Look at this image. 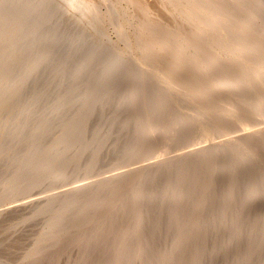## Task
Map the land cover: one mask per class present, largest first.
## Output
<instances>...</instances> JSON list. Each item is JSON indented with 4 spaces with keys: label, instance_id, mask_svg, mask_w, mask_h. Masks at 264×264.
Returning a JSON list of instances; mask_svg holds the SVG:
<instances>
[{
    "label": "rangeland",
    "instance_id": "1",
    "mask_svg": "<svg viewBox=\"0 0 264 264\" xmlns=\"http://www.w3.org/2000/svg\"><path fill=\"white\" fill-rule=\"evenodd\" d=\"M79 1L0 0V264H264V0Z\"/></svg>",
    "mask_w": 264,
    "mask_h": 264
},
{
    "label": "bare ground",
    "instance_id": "2",
    "mask_svg": "<svg viewBox=\"0 0 264 264\" xmlns=\"http://www.w3.org/2000/svg\"><path fill=\"white\" fill-rule=\"evenodd\" d=\"M74 1H75V0H74ZM78 1H79V0H78ZM80 1H81V0H80ZM80 1H79V2H80ZM85 1H87V0H85ZM85 1H84L83 3H85ZM91 1H94V0H91ZM91 1H90V2H91ZM183 1H184V0H183ZM185 1H186V0H185ZM190 1H191L190 4H192V1H194V0H190ZM190 1H186V2H190ZM196 1H197V0H196ZM239 1H240V0H239ZM72 2H73V1H72ZM87 2H88V1H87ZM94 2H95V1H94ZM131 2H132V1H131ZM131 2H130V3H131ZM136 2H137V1H136ZM198 2H199V1H197V3H198ZM203 2H205V1H204V0L201 1V3H203ZM212 2H215L216 4H218L219 7H221L222 5H225V3H226L227 5H232V4H234V0H233V1H232V0H212ZM232 2H233V3H232ZM237 2H238V1L236 0L235 3H237ZM240 2H241V1H240ZM52 3H54V2H52ZM76 3H77V2H76ZM133 3H134V0H133V2H132L131 4H133ZM139 3H140V1H139ZM167 3H168V2H167ZM180 3H182V2H180ZM201 3H200V4H201ZM209 3H210V2H209ZM215 3L213 4L214 6H216ZM57 4H59V3H57ZM64 4H65V3H64ZM77 4H78V3H77ZM81 4H82V3H81ZM91 4H92V3H91ZM93 4H94V3H93ZM96 4H97V3H96ZM96 4H95V5H96ZM135 4H136V3H135ZM183 4H184V3H183ZM183 4H182V5H183ZM186 4H187V3H186ZM190 4H188V5H190ZM194 4H195V3H194ZM206 4H207V3H206ZM237 4H238V3H237ZM237 4H236V5H237ZM242 4H243V3H242ZM242 4H241V5H242ZM72 5H74V4H72ZM75 5H76V4H75ZM75 5H74V6H75ZM79 5H80V4H79ZM198 5H199V3H198ZM213 5H212V7H213ZM236 5L232 6V7L235 8L233 12L231 11V12L233 13V17H235L234 14H236V15L238 14L237 12H235L236 9L239 8V7H241L240 5H238V7H237ZM55 6H56V5H55ZM58 6H59V5H58ZM65 6H66V5H65ZM68 6H69V5H68ZM74 6H73V7H74ZM203 6H204V8H202L203 11H204V9L208 8V7H206L207 5H203ZM208 6L210 7V4H209ZM56 7H57V6H56ZM84 7H85V5H84ZM92 7H93V6H92ZM140 7H141V6H140ZM188 7H189V6H188ZM223 7H224V6H223ZM236 7H237V8H236ZM64 8H65V7H64ZM80 8H81V7H80ZM86 8L88 9V7H86ZM94 8H95V7H94ZM94 8H93L91 11H93ZM143 8H144V7H143ZM189 8H190V7H189ZM199 8H201V7H199ZM229 8H231V7L229 6ZM89 9H90V8H89ZM89 9H88V10H89ZM95 9H97V7H96ZM134 9H135V8H134ZM138 9H139V8H138ZM202 9H201L200 11H202ZM208 9H209V8H208ZM211 9H213V8H211ZM211 9H210V10H211ZM227 9H228V8H227ZM75 10H76V8H75ZM77 10H78V9H77ZM79 10H80V9H79ZM135 10H136V9H135ZM140 10H141V9H140ZM147 10H148V9H147ZM186 10H187V9H186ZM213 10H214V9H213ZM213 10H212V11H213ZM215 10H216V9H215ZM219 10H220V9H219ZM219 10H218V12H219ZM222 10H223V9H222ZM229 10H231V9H229ZM81 11H82V10H81ZM95 11H96V10H95ZM161 11H162V10H161ZM198 11H199V10H198ZM206 11H207V10H206ZM224 11H225V10H224ZM227 11H228V10H227ZM78 12H80V11H78ZM84 12H85V11H84ZM93 12H94V11H93ZM93 12H92V13H93ZM213 12L215 13V11H213ZM213 12H212V13H213ZM216 12H217V11H216ZM218 12H217V13H218ZM231 12H229V13H231ZM82 13H83V11H82ZM87 13H88V12H87ZM87 13H86V14H87ZM97 13H98V12H97ZM181 13H182V12H181ZM187 13H188V12H187ZM203 13H204V12H203ZM221 13H224V12H221ZM221 13H219V14L221 15ZM227 13H228V12H227ZM227 13H225V14H227ZM201 14H202V13H201ZM201 14H200V15H201ZM204 14H205V13H204ZM204 14H202V15L204 16ZM75 15H76V14H75ZM90 15H91V14H90ZM92 15H93V14H92ZM176 15H177V14H176ZM202 15H201V18H202ZM222 15H223V14H222ZM231 15H232V14H231ZM231 15H230V16H231ZM88 16H89V15H88ZM185 16H186V15H185ZM189 16H190V15H189ZM189 16H188V17H189ZM197 16H198V15H197ZM223 16H225V15H223ZM230 16H229V17H230ZM75 17H76V16H75ZM77 17L79 18L80 16H77ZM77 17H76V18H77ZM166 17H167V16H166ZM192 17H194V16H192ZM214 17H215V20H214V18H212V19H213V22L211 21V23H209V25H212V26H209V29H210V28H213V27L215 28V27L218 25L217 23H218V21H219V17H220V16H218V14H217V15H215ZM80 18H81V17H80ZM195 18H196V17H195ZM199 18H200V17H199ZM199 18H198L197 20H201V19H199ZM221 18H222V17H221ZM245 18H246V19H245V21L243 20L244 22H243V25H242V27H243L242 30H243V31H246V30L250 27V24H251V21H252V20H251V19H252L251 17H249L248 19H247V17H245ZM176 19H177V18H176ZM178 19H180V18L178 17ZM212 19H211V20H212ZM193 20H194V18H193ZM193 20H192V21H193ZM209 20H210V19H209ZM223 20H225V19H223ZM122 21H123V20H122ZM122 21H121V23H122ZM174 21H175V20H174ZM123 22H124V21H123ZM139 22H140V21L137 22V23H138L137 26L139 25ZM142 22H144V21H142ZM208 22H209V21H207V22H205V23H208ZM124 23H125V22H124ZM145 23H147V22H145ZM148 23H149V25H151V24H150V21H149ZM198 23L200 24V22H198ZM212 23H214V26H213ZM228 23H229V22H228ZM119 24H120V23H119ZM122 24H123V23H122ZM141 24H143V23H141ZM185 24H186V23H185ZM202 24H204V23H202ZM202 24L200 25L201 27H202V26H203V27L206 26V25H202ZM237 24H238V23H237ZM144 25H145V24H144ZM144 25H143V26H144ZM167 25H168V24H167ZM175 25H176V24H175ZM177 25H178V24H177ZM215 25H216V26H215ZM221 25H222V23H221ZM257 25H258V24H257ZM207 26H208V25H207ZM218 26H220V25H218ZM223 26H224V25H223ZM223 26H222V27H223ZM138 27H139V29L142 31V34H143L144 40H145V39H148V40L151 41L153 38H155V39L157 38V37H156V33H154V31L152 30L153 28L151 29V28H148V27H147L146 30H145V28H144L145 26L142 27L141 25H139ZM150 27H151V26H150ZM167 27H168V26H167ZM176 27H178V26H176ZM188 27H189V26H188ZM222 27H216V29L218 28V30H219V28H222ZM236 27H238V26H236ZM253 27H254V26H253ZM136 28H137V27H136ZM171 28H172V27H171ZM214 28H213V29H214ZM223 28H224V27H223ZM250 28H251V27H250ZM181 29H182V27H181ZM202 29H203V28H201V30H202ZM213 29H212V30H213ZM216 29H215V30H216ZM239 29H240V28H239ZM255 29H256V28H255ZM182 30H183V29H182ZM212 30H210V31H212ZM215 30H214V31H215ZM223 30H224V29H223ZM234 30H236V29H234ZM257 30H258V29H257ZM177 31H178V30H177ZM196 31H197V30H196ZM214 31H213V32H214ZM251 31H252V30H251ZM184 32H185V31H184ZM200 32H201V31H200ZM216 32H217V30H216ZM221 32H223V31L221 30ZM221 32H217V33H218V34H219V33H220V34H223V33H221ZM227 32H229V31H227ZM261 32H263V31H261ZM140 33H141V32H140ZM179 33H180V32H179ZM204 33H205V32H204ZM211 33H212V32H211ZM211 33H210V34H211ZM229 33H230V32H229ZM232 33H233V32H232ZM235 33H236V32H235ZM258 33H260V32H258ZM172 34H173V32H172ZM212 34H213V33H212ZM220 34H219V35H220ZM250 34H251V33H249V36H250ZM180 35H181V34H179V36H180ZM183 35H184V34H183ZM234 35H237V33L234 34ZM247 35H248V33H247ZM252 35H253V34H252ZM254 35H255V34H254ZM257 35H258V34H257ZM205 36H206V35H205ZM208 36H210V35H208ZM216 36H217V35H216ZM216 36H215V37H216ZM232 36H233V35H232ZM260 36H261V35H260ZM196 37H197L196 39H198V37H199V34H198V33H197ZM211 37H213V35H212ZM217 37H218V36H217ZM256 37H257V36H256ZM183 38H184V37H182V39H183ZM194 38H195V37H194ZM206 38H207V37H206ZM206 38H205V39H206ZM223 38H224V37H223ZM223 38H222V39H223ZM225 38H226V36H225ZM248 38H249V37H248ZM262 38H263V39H262ZM262 38H261V39H262V41H263V40H264V32L262 33ZM157 39H158V38H157ZM212 39H213V38H212ZM217 39H218V38H217ZM236 39H237V38H236ZM246 39H247V38H246ZM249 39H250V38H249ZM251 39H252V38H251ZM153 40H154V39H153ZM207 40H208V39H207ZM210 40H211V39H210ZM195 41L198 42V40H195ZM232 41H233V40H232ZM248 41H249V40H248ZM117 42H118V41H117ZM151 42H153V41H151ZM151 42H148V44L151 43ZM184 42H185V41H184ZM218 42L220 43V41H218ZM240 42H241V41H240ZM240 42H239V43H240ZM257 42H258V41H257ZM118 43H119V42H118ZM143 43H144V42H143ZM143 43H142V44H143ZM206 43H207V42H206ZM211 43H212V41H211ZM211 43H209V45H210ZM223 43H224V42H223ZM226 43H228V42H226ZM242 43H243V42H241V44H242ZM145 44H147V42H146ZM201 44H202V43H201ZM204 44H205V43H204ZM204 44H203V45H204ZM217 44H218V43H217ZM241 44H240V45H241ZM120 45H121V44H120ZM198 45H200V44H199V43H196V42H192V47L194 48V49H193L194 51L196 50V51L199 52V50H200L201 47L199 48ZM218 45H219V44H218ZM257 45H258V44H257ZM144 46H145V45H144ZM156 46H157L158 50H161V49H162V48H161L162 45H161L160 43H158V45H156ZM241 46H243V45H241ZM246 46H249V45L247 44ZM250 46H251V45H250ZM259 46H260V45H259ZM137 47H138V46H137ZM253 47H254V46H253ZM260 47H261V46H260ZM157 48H156V49H157ZM198 48H199V49H198ZM215 48H216V47H215ZM223 48H224V47H223ZM226 48H227V47H226ZM257 48H258V47H257ZM120 49H121V48H120ZM122 49H124V48H122ZM202 49H203V47L201 48L200 51H202ZM221 49H222V48H221ZM138 50H139V49H138ZM158 50H157V52H158ZM232 50H233V49H232ZM234 50H235V49H234ZM251 50H253V49H251ZM251 50H250V51H251ZM122 51H123V50H122ZM161 51H162V50H161ZM220 51H221V50H220ZM136 52H137V51H136ZM202 52H203V51H202ZM143 53H145V51H143ZM242 53H244V52H242ZM245 53H246V52H245ZM263 53H264V52H263ZM145 54L147 55V53H145ZM156 54H157V53H156ZM235 54H236V52H235ZM240 54H241V53H240ZM248 54H249V53H248ZM259 54H260V53H259ZM143 55H144V54H143ZM227 55H228V54H227ZM232 55H233V54H232ZM228 56H229V55H228ZM234 56H236V55H234ZM244 56H245V55H244ZM143 57H145V56H143ZM210 57H211V56H210ZM226 57H227V56H226ZM251 57H253V56H251ZM255 57H257V56H255ZM240 58H241V57H240ZM261 58H262V57H261ZM214 59H215V58H214ZM221 59H222V58H221ZM255 59H256V58H255ZM175 60H176V66H177L176 69L179 71V69H181L180 67L183 66V62H182V60L179 59V54H178V56H177V58H176ZM235 61H236V60H235ZM258 61H260V60H258ZM263 61H264V60H263ZM231 62H232V61H231ZM148 63H149V62H148ZM222 63H223V62H222ZM227 63H228V62H227ZM249 63H250V62H249ZM249 63H248V64H249ZM262 63H263V62H262ZM263 64H264V63H263ZM244 65H245V64H244ZM174 66H175V65H174ZM230 66H231V65H230ZM228 67H229V66H228ZM250 67H251V66H250ZM225 68H226V67H225ZM231 68H232V67H231ZM238 68H239V66H238ZM244 69H245V68H244ZM259 69H260V68H259ZM242 72H243V71H242ZM242 72H241V73H242ZM177 73H178V72H177ZM241 73H240V75H241ZM258 74H259V72H258ZM258 74L256 75V73H255V75L257 76V78H258V76H259ZM260 74H261V73H260ZM177 76H178V75H177ZM241 76H242V75H241ZM256 76H255V77H256ZM240 78H241V77H240ZM249 78H250V76H249ZM255 79H256V78H255ZM222 83H223V81H222V82L219 81L218 84L216 83L217 85L214 84V86H215L214 88L217 89V90H218V89H222V88L220 87V85H221ZM238 83H239V82H238ZM240 83H241V82H240ZM246 84H247V83H246ZM246 84H245V85H246ZM222 85H223V84H222ZM249 85H250V88L252 89V91H254V93L257 95V93H258V88H259L258 86L261 85V84H260V81L252 82V83L250 82ZM239 86H242V85H239ZM129 87H130V86H129ZM165 87H166V86H165ZM235 87H236V86H235ZM246 87H247V86H246ZM263 87H264V86H263ZM162 88H163V87H162ZM162 88H161V89H162ZM166 88H167V87H166ZM236 88H237V87H236ZM164 89H165V88H164ZM128 90H129V89H128ZM230 90H231V89H230ZM239 90H240V89H239ZM231 91H232V90H231ZM234 91H235V90H234ZM128 92L130 93V91H128ZM241 92H242V91H241ZM166 93H167V92H166ZM249 93H250V92H249ZM251 93H252V92H251ZM236 94H237V93H236ZM242 94H243V93H242ZM129 95H130V94H129ZM199 95H200V94H199ZM197 96H198V95H197ZM203 98H204V97H202L201 99H203ZM249 98H250V97H249ZM257 98H258V96H257ZM199 99H200V98H199ZM253 99H254V98H253ZM251 100H252V99H251ZM261 100H262V98H261ZM255 101H256V100H255ZM259 101H260V100H259ZM204 102H205V101H204ZM75 103H77V101H76ZM196 103H197V102H196ZM196 105H197V104H196ZM198 105H199V104H198ZM262 105H264V100H263V101H260L259 104H257V105L255 106V107H256L255 109H256L257 112L260 110V108L262 107ZM200 106H201V104H200ZM204 108H205V107H204ZM244 109H245V108H244ZM258 109H259V110H258ZM252 110H253V109H252ZM200 111H201V110H200ZM239 111H240V110H239ZM245 111H250V110H249V109H246ZM256 111L253 110V111H250V112H256ZM242 112H244V111H242ZM237 113H238V112H237ZM245 113H246V112H245ZM230 114L232 115V113L226 112V114H225V119H226L227 117H230V116H229ZM246 114H247V113H246ZM237 115H238V114H237ZM221 116H222V115H221ZM241 116H242V115H241ZM259 117H260V116H259ZM225 119H224V120H225ZM225 121H226V120H225ZM208 128H209V127H208ZM170 130H171V129H170ZM212 130H213V129H212ZM256 130H257V129H256ZM256 130H255V131H256ZM258 130H261V129L259 128ZM263 130H264V128H263ZM154 132H155V130H154ZM262 132H263V131H262ZM262 132L260 131L261 134L259 133V134H260V138H259V139H258V137L256 136L257 134L255 133V137H256L258 140H261V141H262V137L264 136V135L262 134ZM212 134H213V133H212ZM259 134H258V135H259ZM153 135L155 136V134H153ZM170 135H171V133H170ZM252 135H254V132H253V133H250V134H248V135H246V136H245V139L247 140V139L251 138ZM141 136H142V135H141ZM161 136H162V135H161ZM242 137H243V134H242ZM242 137H239V138L236 137L237 139L234 140V142L236 143L235 146H240V142H241L240 139H241ZM253 137H254V136H253ZM155 138H156V136H155ZM158 138H159V137H157V139H158ZM162 138H163V137H162ZM229 138H230V137H229ZM226 139L228 140V138H226ZM233 139H234V138H232V140H233ZM243 139H244V138H243ZM243 139H242V140H243ZM245 139H244L243 141H246ZM252 139H254V138H252ZM228 141H229V140H228ZM236 141H237V142H236ZM250 141H251V140H250ZM253 141H254V140H253ZM263 141H264V140H263ZM255 142H256V141H255ZM150 143H151V141H150ZM217 143H218V142H217ZM223 143H225V142H223ZM223 143H222V144H223ZM241 143H242V142H241ZM253 143H254V142H253ZM148 144H149V143H148ZM220 144H221V142H220ZM228 144H229V143H228ZM255 144H256V143H255ZM161 145H162V144H161ZM242 145H243V144H242ZM246 145H247V144H246ZM246 145H245V146H246ZM250 145H251V144H250ZM150 146H151V145L148 146V147H149L148 149H151ZM156 146H157V145H156ZM164 146H166V145H164ZM221 146H222V145H221ZM223 146H224V144H223ZM146 147H147V146H146ZM230 147H231V146H230ZM232 147H233V146H232ZM240 147H241V146H240ZM247 147H248V146H247ZM249 147H250V146H249ZM153 148H154V147L152 146V149H153ZM155 148H156V147H155ZM155 148H154V149H155ZM166 148H167V146H166ZM218 149H220V148H218ZM236 149H237V147H236ZM243 149H244V148H243ZM252 149H253V148H252ZM221 150H222V149H221ZM246 150H247V149H246ZM150 151H151V150H150ZM191 151H193V150H190L189 153H190ZM194 151H195V150H194ZM248 151H249V150H248ZM187 152H188V151H187ZM218 152H219V150H218ZM189 153H187V154H189ZM241 153H242V152H241ZM241 153H240V154H241ZM249 153H250V152H249ZM184 154H185V153H184ZM180 155H182V154H180ZM185 155H186V154H185ZM185 155H184V156H185ZM186 156H187L186 159H185V157H183V160H182L183 163H184V161L187 160L188 157H189L188 155H186ZM199 156H200V155H199ZM175 157H176V156H175ZM178 157H180V156H178ZM128 158H129V157H128ZM181 158H182V157H181ZM181 158H180V159H181ZM191 158H193V157H191ZM175 159H176V160L172 159V160H174V161L171 160V162H172V163H173V162H176V163H177V162L179 161V158H175ZM177 159H178V160H177ZM184 159H185V160H184ZM189 159H190V158H189ZM189 159H188V160H189ZM165 160H166V159H165ZM162 161H163V160H162ZM168 161H169V160H168ZM191 161H192V160H191ZM193 161H194V160H193ZM195 161H196V160H195ZM171 162L169 161V163H166V164L168 165V164H170ZM187 162H188V161H187ZM155 163H156V162H155ZM155 163H154V164H155ZM162 163H163V162H161V164H162ZM178 163H180V162H178ZM183 163H181V164H183ZM185 163H186V161H185ZM238 163H239V162H238ZM164 164H165V163H164ZM174 164H175V163H174ZM181 164H180V165H181ZM157 165H158V161H157V163H156V168L158 167ZM162 165H163V164H162ZM144 166H145V165H144ZM149 166H150V163H149ZM172 166H173V167H175V166L178 167V164H176V165H172ZM159 167H162V166L160 165ZM163 167H164V166H163ZM209 167H210V166H209ZM209 167H208V168H209ZM152 168H153V164H152ZM152 168H151V169H152ZM154 168H155V167H154ZM156 168H155V169H156ZM164 168H165V167H164ZM145 169H150V168H145ZM159 169H160V168H159ZM114 170H115V169H114ZM152 170H154V169H152ZM141 171H143V170H141ZM141 171H140V169H139V173H138L139 176H142V175H140V173L142 174ZM147 171H148V173H149L150 170H147ZM147 171H146V172H147ZM146 172H144L143 174H145ZM151 172H152V171H151ZM148 173H146V174H148ZM169 173H170V172H169ZM171 173H172V172H171ZM175 173H176V172H175ZM113 174H114V173H113ZM113 174H111V175H113ZM123 174H124V173H123ZM123 174H122V175H123ZM150 174H151V173H150ZM57 175H58V174H57ZM117 175H119V174H117ZM117 175H116V177H117ZM108 176H109V175H108ZM108 176H107V177H108ZM143 176H144V175H143ZM143 176H142V177H143ZM114 177H115V175H114ZM119 177H121V176H119ZM142 177H141V178H142ZM171 177H172V175H171ZM109 178L111 179V177H109ZM127 178H128V177H127ZM144 178H145V176H144ZM110 179H109L108 181H110ZM113 179H114V178H112V181H113ZM119 179H120V178H119ZM135 179H136V178H135ZM139 179H140V177H139ZM169 179H170V178H169ZM80 180H81V179H80ZM106 180H107V179H106ZM125 180H126V179H125ZM140 180H142V179H140ZM143 180H144V179H143ZM175 180H176V178H175ZM104 181H105V180H104ZM114 181H115V180H114ZM114 181H113V182H114ZM136 181H137V180H136ZM144 181H145V180H144ZM144 181H143V182H144ZM172 181H173V180H172ZM100 182H101V181H100ZM105 182H106V181H105ZM119 182H120V181H119ZM137 182H138V181H137ZM140 182H141V181H140ZM175 182H176V181H175ZM178 182H179V181H178ZM89 183H90V182H89ZM107 183H109V182H107ZM150 183H151V182H150ZM154 183H155V182H154ZM113 184H114V183H113ZM151 184H152V183H151ZM74 185H75V184H74ZM85 185H86V184H85ZM59 186H60V185H59ZM82 186H83V185H82ZM82 186L80 185L79 188L85 190L84 188H82ZM108 186H109V185H108ZM110 186H111V185H110ZM83 187L86 188V186H83ZM70 188H71V187H70ZM79 188H78V189H79ZM106 188H107V187H106ZM143 188H144V187H143ZM75 189H76V188H75ZM75 189H74V190H75ZM96 189H97V188H96ZM71 190H72V189H70L69 191H71ZM76 191H77V190H76ZM76 191H75V193H78V194H79V191H78V192H76ZM65 192H67V190H65ZM65 192H63V193H65ZM81 192H82V191H81ZM81 192H80V193H81ZM59 193H60V192H59ZM57 194H58V193H57ZM72 194H73V193H72ZM54 195H55V194H54ZM62 195H63V194H61V197H62ZM79 195H80V194H79ZM81 195H82V194H81ZM57 196H58V195H57ZM73 196H74V195H73ZM91 196H92V195H91ZM95 196H96V195H95ZM87 198H88V196H87ZM87 198H86V199H87ZM39 199H40V198H39ZM45 199H47V198H45ZM92 199H93V197H92ZM59 200H61V199H59ZM62 200H63V198H62ZM62 200H61V201H62ZM64 200H66V199H64ZM71 200H72V199H71ZM42 201H44V200H42ZM77 201H78V200H77ZM62 202H63V201H62ZM64 202H65V201H64ZM82 202H83V201H82ZM84 202H85V201H84ZM97 202H98V201H97ZM89 203H91V202L89 201ZM80 204H82V203H80ZM91 204H92V203H91ZM91 204H90V205H91ZM144 204H145V206H146V203H144ZM170 204H171V203H170ZM64 205H65V204H64ZM67 205H69V204H67ZM67 205H66V207H67ZM78 205H79V204H78ZM44 206H45V205H44ZM73 206H74V205H73ZM63 208H64V207H63ZM63 208H62V209H63ZM94 208H95V206H94ZM63 210H64V209H63ZM63 210H62V211H63ZM65 210H66V209H65ZM65 210H64V211H65ZM65 212H66V211H65ZM64 214H65V213H64ZM59 218H60V217H59ZM140 219H141V218H140ZM138 220H139V219H138ZM48 221H49V219H48ZM51 221H52V219H51ZM51 221H50V222H51ZM138 223H139V222H138ZM47 224H48V223H47ZM53 224H54V223H53ZM50 225H52V224L50 223ZM142 233H143V232H142ZM139 240H140V239H139ZM139 240H138V241H139ZM138 245H139V244H138ZM135 246H136V245H135Z\"/></svg>",
    "mask_w": 264,
    "mask_h": 264
}]
</instances>
